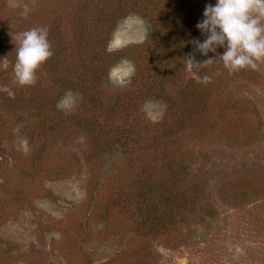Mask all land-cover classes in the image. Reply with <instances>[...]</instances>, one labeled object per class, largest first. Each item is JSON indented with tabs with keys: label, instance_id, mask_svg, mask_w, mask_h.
Masks as SVG:
<instances>
[{
	"label": "rangeland",
	"instance_id": "rangeland-1",
	"mask_svg": "<svg viewBox=\"0 0 264 264\" xmlns=\"http://www.w3.org/2000/svg\"><path fill=\"white\" fill-rule=\"evenodd\" d=\"M101 1L0 0V264H264V61L187 69L223 52L192 43L214 1ZM41 26L19 86L12 37Z\"/></svg>",
	"mask_w": 264,
	"mask_h": 264
},
{
	"label": "clouds",
	"instance_id": "clouds-1",
	"mask_svg": "<svg viewBox=\"0 0 264 264\" xmlns=\"http://www.w3.org/2000/svg\"><path fill=\"white\" fill-rule=\"evenodd\" d=\"M196 28L205 35L203 41L193 40L195 50L207 56L209 52L217 53V59H208L203 63H196L187 57L186 67L193 70L201 64L217 61L229 75L244 68L257 69L258 62L264 61V0H215L214 4L205 5L203 18L196 24ZM46 26L32 27L16 33L15 61L12 64L14 81L19 86H31L36 81L38 68L51 56L52 51L48 41ZM6 57L0 58V68L7 69ZM198 82H207L210 77L202 78L193 72ZM10 97L14 93L7 87L0 88ZM14 128L13 132L18 133ZM17 150L27 153L28 141L19 137Z\"/></svg>",
	"mask_w": 264,
	"mask_h": 264
},
{
	"label": "trees",
	"instance_id": "trees-1",
	"mask_svg": "<svg viewBox=\"0 0 264 264\" xmlns=\"http://www.w3.org/2000/svg\"><path fill=\"white\" fill-rule=\"evenodd\" d=\"M91 2H94V4H93V6L94 7H98V4H101V0H90ZM208 1H210V2H215V0H208ZM92 4V3H91ZM85 5H89L88 3H86ZM178 9V12H180L181 11V8H177ZM203 11H204V8L202 9V15L200 14V13H198V15H200V16H202L203 17ZM76 27H77V31H75V36H76V38H77V40L79 41V43L81 42L82 44L84 43V41L82 40V35H81V33L84 31V28H82V26L81 25H76ZM166 61L168 62V59H166ZM50 62V61H49ZM167 62H166V64H167ZM137 74L138 75H140V77H141V80H142V82H144V86L146 87V85H148L149 83H154V84H156V86L158 87V88H160L159 89V92H161V94H164L163 92H166L167 94H169L170 95V92H168V90H169V86L168 85H166L163 81H162V79H159L158 78V80L156 81V79H155V77H156V73H153V74H142V71H141V69H140V66H139V64H138V62H137ZM136 79H138V77H135ZM167 87V88H166ZM204 89H199V88H197L196 89V95H198L200 98H201V100L203 99L202 98V96H201V92L202 93H204ZM194 94V93H193ZM203 101V103L205 102V100H202ZM200 102V101H199ZM198 102L195 100V101H193V105H192V107H191V112H192V110H196L197 109V104ZM195 104V105H194ZM114 105V104H113ZM194 112V111H193ZM198 112V111H197ZM196 113V112H195ZM150 188V187H149ZM152 189V188H151ZM144 191L145 190H149V189H146L145 187H144V189H143ZM153 190V189H152ZM168 190H166L165 189V187H163V188H161V190L159 191V194H161L160 195V198H161V200H162V197L164 196L163 194H165V192H167ZM145 196H147V195H145ZM171 197H172V195H171ZM165 198V200L167 199V197H164ZM172 199H173V197H172ZM159 202H163V200L162 201H159ZM166 202L168 203V204H174V205H178L179 203H177V201H173V200H166ZM162 204V203H161ZM154 209L156 210V208L154 207Z\"/></svg>",
	"mask_w": 264,
	"mask_h": 264
}]
</instances>
